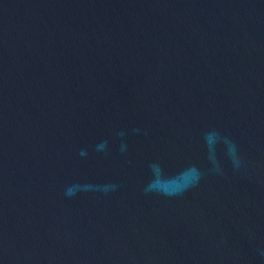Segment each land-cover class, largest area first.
I'll list each match as a JSON object with an SVG mask.
<instances>
[{"label":"water","instance_id":"95a60500","mask_svg":"<svg viewBox=\"0 0 264 264\" xmlns=\"http://www.w3.org/2000/svg\"><path fill=\"white\" fill-rule=\"evenodd\" d=\"M0 264H264V0H0Z\"/></svg>","mask_w":264,"mask_h":264}]
</instances>
